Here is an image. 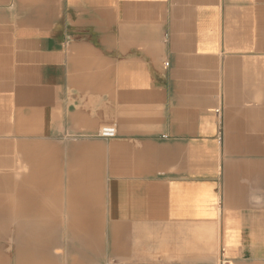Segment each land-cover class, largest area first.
<instances>
[{"label": "crops", "instance_id": "obj_1", "mask_svg": "<svg viewBox=\"0 0 264 264\" xmlns=\"http://www.w3.org/2000/svg\"><path fill=\"white\" fill-rule=\"evenodd\" d=\"M5 239L0 264H264V0H0Z\"/></svg>", "mask_w": 264, "mask_h": 264}, {"label": "rangeland", "instance_id": "obj_2", "mask_svg": "<svg viewBox=\"0 0 264 264\" xmlns=\"http://www.w3.org/2000/svg\"><path fill=\"white\" fill-rule=\"evenodd\" d=\"M3 245L4 246V252L6 253L7 257L10 256V253L8 254V248H7V242H6V239L5 240H0V245ZM12 255V254H11ZM12 258V257H11ZM7 264V259H6V263Z\"/></svg>", "mask_w": 264, "mask_h": 264}, {"label": "built area", "instance_id": "obj_3", "mask_svg": "<svg viewBox=\"0 0 264 264\" xmlns=\"http://www.w3.org/2000/svg\"><path fill=\"white\" fill-rule=\"evenodd\" d=\"M216 112H218L219 110L218 109H216L215 110ZM218 264H225V260L224 259H219V261H218Z\"/></svg>", "mask_w": 264, "mask_h": 264}]
</instances>
